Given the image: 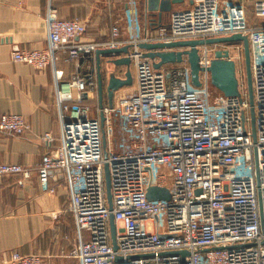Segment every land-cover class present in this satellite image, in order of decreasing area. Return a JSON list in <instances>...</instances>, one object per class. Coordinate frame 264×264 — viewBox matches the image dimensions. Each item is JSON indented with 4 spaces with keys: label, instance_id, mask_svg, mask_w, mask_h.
I'll return each instance as SVG.
<instances>
[{
    "label": "built area",
    "instance_id": "2783aa9c",
    "mask_svg": "<svg viewBox=\"0 0 264 264\" xmlns=\"http://www.w3.org/2000/svg\"><path fill=\"white\" fill-rule=\"evenodd\" d=\"M138 7V0H129L134 30ZM255 13L264 18V1L256 3ZM45 21L47 46L14 51L12 60L53 70L60 144L35 167L1 163L0 181L13 175L28 180L36 174L54 194L52 173L63 176L77 229L78 264H264V25L251 26L244 5L194 0L189 8L173 11L167 26L127 41L135 66L134 90L115 94L112 108H93L83 101L97 88L95 76L63 81L59 53L65 50L66 62L82 59L94 56L99 43L84 41L86 23L61 18L52 0ZM234 34L249 39L253 106L242 43L198 47L200 87L193 85L186 60L155 69L138 47ZM120 38V26L113 25L108 48L120 47ZM218 47L228 50L235 62L240 97L223 96L220 105H212L208 68ZM113 115L118 119V152ZM29 129L24 115L0 116L1 131L21 136ZM43 139L53 142L55 137L46 133ZM150 187L166 188L170 199L149 200ZM7 264H44V256L14 251Z\"/></svg>",
    "mask_w": 264,
    "mask_h": 264
},
{
    "label": "crops",
    "instance_id": "0c3cea01",
    "mask_svg": "<svg viewBox=\"0 0 264 264\" xmlns=\"http://www.w3.org/2000/svg\"><path fill=\"white\" fill-rule=\"evenodd\" d=\"M138 1L135 30L129 0H52V4L63 19L81 18L87 25L82 39L99 43L100 50L108 49L113 25L120 26V47H124L134 35L142 38L147 32L167 26L173 11L189 8L194 2L183 0L174 4L172 11L159 21L146 16L145 0ZM260 1L264 0H222V4L244 5L249 24L259 26L264 25V18H258L255 13V5ZM47 9L48 0H0V116L5 113L24 115L30 126L21 136L0 130V164L35 167L45 154L60 144L61 125L55 106L53 70H38L12 60L14 51L47 46ZM59 54L58 68L63 71V81L75 75H94L97 82L94 56L66 62L65 50ZM100 59L103 73L113 70L118 77H125L126 67L106 64L108 57L103 55ZM176 66L178 63L166 64L161 69ZM134 82L135 76L133 84L120 89L116 95L126 92V88L132 92ZM83 103L99 107L98 83L95 91L84 95ZM104 105H108L106 92ZM46 133H51L55 140H44ZM52 174H56L50 178V185L56 190L54 194L40 184L36 174L28 180L13 175L0 181V264H7L14 251L41 254L44 264L79 263L75 257L78 251L76 224L68 210L69 192L63 176L57 172Z\"/></svg>",
    "mask_w": 264,
    "mask_h": 264
},
{
    "label": "water",
    "instance_id": "95a60500",
    "mask_svg": "<svg viewBox=\"0 0 264 264\" xmlns=\"http://www.w3.org/2000/svg\"><path fill=\"white\" fill-rule=\"evenodd\" d=\"M183 0H145L146 16L153 20L162 21L164 14L172 11L174 4H179ZM242 43L244 47L245 68L247 87L249 93V102L254 105L253 80L251 70V52L250 43L247 36L242 34H234L227 37H217L209 39L197 40H181L176 42H156V43H140L139 49L143 51V57L149 58L153 62L155 69H160L166 64L182 63L185 60L189 63L191 69V78L193 85L201 86L199 65L200 55L199 46L216 45V44H235ZM131 45L127 44L124 47L98 49L94 58L96 60V73L98 83L99 107H104V94L106 92L108 98V106L113 107L116 92L124 87H129L133 84V76L130 70L132 60L130 57ZM146 51V52H144ZM108 57L106 64L114 67H126L125 77H118L116 71L102 72L101 56ZM211 75V84L218 89L225 97H240L239 81L236 75L235 62L229 59V51L226 49H218L214 53L211 65L208 68ZM252 127L255 138V110L251 108ZM101 121L105 118L101 113ZM113 143L115 152L119 151L118 142V119L113 115ZM105 182L107 190V199L110 209H113V201L111 194V181L108 165L105 166ZM147 197L149 200H168L170 193L163 187H150ZM111 234L114 248L116 249V225L114 215L110 216Z\"/></svg>",
    "mask_w": 264,
    "mask_h": 264
},
{
    "label": "rangeland",
    "instance_id": "374dc122",
    "mask_svg": "<svg viewBox=\"0 0 264 264\" xmlns=\"http://www.w3.org/2000/svg\"><path fill=\"white\" fill-rule=\"evenodd\" d=\"M130 70H131L132 75L135 76L134 64H131ZM125 90H126V92L120 93V94H126V93L128 94L131 91V90H127V88ZM209 101L212 105H220L221 102L223 101V97H221L220 91L213 86H211V89H210Z\"/></svg>",
    "mask_w": 264,
    "mask_h": 264
}]
</instances>
